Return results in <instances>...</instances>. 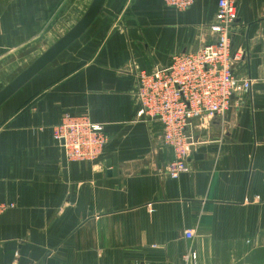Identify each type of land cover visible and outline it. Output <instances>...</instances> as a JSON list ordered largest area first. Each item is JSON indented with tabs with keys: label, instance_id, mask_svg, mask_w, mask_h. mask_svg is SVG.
I'll use <instances>...</instances> for the list:
<instances>
[{
	"label": "crops",
	"instance_id": "0c3cea01",
	"mask_svg": "<svg viewBox=\"0 0 264 264\" xmlns=\"http://www.w3.org/2000/svg\"><path fill=\"white\" fill-rule=\"evenodd\" d=\"M92 0H0V90ZM218 0H106L87 31L0 107V264H264V0H239L229 109L195 121L188 171L157 121L138 116L137 74L215 39ZM41 55V54H40ZM66 112L104 125L96 161L63 164ZM193 229L194 237L185 231Z\"/></svg>",
	"mask_w": 264,
	"mask_h": 264
},
{
	"label": "built area",
	"instance_id": "2783aa9c",
	"mask_svg": "<svg viewBox=\"0 0 264 264\" xmlns=\"http://www.w3.org/2000/svg\"><path fill=\"white\" fill-rule=\"evenodd\" d=\"M164 1L185 10L197 0ZM238 13L239 0H218L215 21L210 25L214 40L197 50L173 55L164 66L137 74L138 116L161 123L163 141L174 154L168 165L172 178L188 171V158L202 143L195 121L225 113L235 95L251 88L252 79L241 80L234 72V64L242 57L233 50L231 37ZM53 137L65 148L68 162L96 161L108 143L104 125L82 112H66L55 126ZM14 205L0 202V214ZM185 236L193 238V229H187ZM181 264H199L197 253L186 251Z\"/></svg>",
	"mask_w": 264,
	"mask_h": 264
},
{
	"label": "water",
	"instance_id": "95a60500",
	"mask_svg": "<svg viewBox=\"0 0 264 264\" xmlns=\"http://www.w3.org/2000/svg\"><path fill=\"white\" fill-rule=\"evenodd\" d=\"M106 0H92L82 17L57 41L41 53L27 68L21 71L14 79L0 90V107L16 92L25 86L32 78L52 63L62 52L78 40L102 13ZM63 164L66 167L68 160L66 150L62 147Z\"/></svg>",
	"mask_w": 264,
	"mask_h": 264
},
{
	"label": "rangeland",
	"instance_id": "374dc122",
	"mask_svg": "<svg viewBox=\"0 0 264 264\" xmlns=\"http://www.w3.org/2000/svg\"><path fill=\"white\" fill-rule=\"evenodd\" d=\"M49 46H50V45H48V47H49ZM42 52H44V50H43V51H41V52H40V54H41ZM40 54H39V55H40Z\"/></svg>",
	"mask_w": 264,
	"mask_h": 264
}]
</instances>
